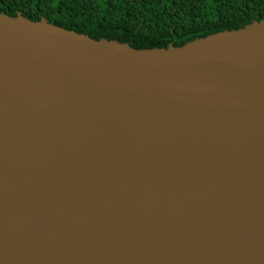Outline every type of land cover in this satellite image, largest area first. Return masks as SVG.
Listing matches in <instances>:
<instances>
[{
    "label": "water",
    "instance_id": "obj_1",
    "mask_svg": "<svg viewBox=\"0 0 264 264\" xmlns=\"http://www.w3.org/2000/svg\"><path fill=\"white\" fill-rule=\"evenodd\" d=\"M0 264H264V19L138 49L0 12Z\"/></svg>",
    "mask_w": 264,
    "mask_h": 264
},
{
    "label": "trees",
    "instance_id": "obj_2",
    "mask_svg": "<svg viewBox=\"0 0 264 264\" xmlns=\"http://www.w3.org/2000/svg\"><path fill=\"white\" fill-rule=\"evenodd\" d=\"M0 12L132 47L182 46L264 19V0H0Z\"/></svg>",
    "mask_w": 264,
    "mask_h": 264
}]
</instances>
